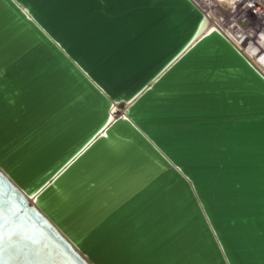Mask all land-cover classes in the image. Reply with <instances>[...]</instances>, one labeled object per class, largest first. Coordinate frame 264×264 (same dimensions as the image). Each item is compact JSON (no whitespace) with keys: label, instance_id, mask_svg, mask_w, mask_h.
<instances>
[{"label":"water","instance_id":"obj_1","mask_svg":"<svg viewBox=\"0 0 264 264\" xmlns=\"http://www.w3.org/2000/svg\"><path fill=\"white\" fill-rule=\"evenodd\" d=\"M8 264H264V74L194 0H0Z\"/></svg>","mask_w":264,"mask_h":264},{"label":"built area","instance_id":"obj_2","mask_svg":"<svg viewBox=\"0 0 264 264\" xmlns=\"http://www.w3.org/2000/svg\"><path fill=\"white\" fill-rule=\"evenodd\" d=\"M217 13L222 29L232 31L239 37L247 36L253 44L263 49L264 38L258 37H264V0H237L230 8H220Z\"/></svg>","mask_w":264,"mask_h":264},{"label":"bare ground","instance_id":"obj_3","mask_svg":"<svg viewBox=\"0 0 264 264\" xmlns=\"http://www.w3.org/2000/svg\"><path fill=\"white\" fill-rule=\"evenodd\" d=\"M201 7L208 17L209 27H217L236 45L245 56L264 74V46L263 49L258 48L247 37H239L234 32L222 29L217 13L220 8H230L237 0H194ZM264 38L263 35L258 37Z\"/></svg>","mask_w":264,"mask_h":264},{"label":"snow or ice","instance_id":"obj_4","mask_svg":"<svg viewBox=\"0 0 264 264\" xmlns=\"http://www.w3.org/2000/svg\"><path fill=\"white\" fill-rule=\"evenodd\" d=\"M10 211L5 209L4 201L0 198V264H8L5 255L12 251L19 241L35 242L33 236L15 224L14 216L9 219Z\"/></svg>","mask_w":264,"mask_h":264}]
</instances>
